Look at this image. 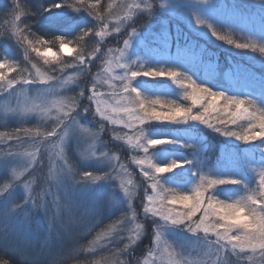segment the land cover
I'll return each instance as SVG.
<instances>
[{"label":"clouds","instance_id":"1","mask_svg":"<svg viewBox=\"0 0 264 264\" xmlns=\"http://www.w3.org/2000/svg\"><path fill=\"white\" fill-rule=\"evenodd\" d=\"M61 8L89 23L71 35L37 29ZM158 8L4 0L0 43L16 54L0 53V264H264V163L246 165L251 182L203 160L162 163L157 149L176 142L151 133L194 123L264 154V103L130 58L138 20ZM204 26L264 59V44ZM140 77L170 80L176 98L148 94ZM186 165L184 181L165 179Z\"/></svg>","mask_w":264,"mask_h":264},{"label":"trees","instance_id":"2","mask_svg":"<svg viewBox=\"0 0 264 264\" xmlns=\"http://www.w3.org/2000/svg\"><path fill=\"white\" fill-rule=\"evenodd\" d=\"M227 2V0H225ZM58 2V0H55ZM27 3L35 9L38 3H43L45 7L52 4V0H27ZM4 6V0H0V7ZM233 8H238L236 0H234ZM51 12H46L37 20V29L41 31L57 32L71 35L79 29L78 25L64 24L61 17L50 15ZM161 16L164 14H160ZM222 17H217L215 20L222 23L225 20ZM163 19V18H162ZM237 22V20H236ZM238 23V22H237ZM161 22H158L152 28L155 31L153 41H146L143 47H152L154 55L163 58H169L170 61L183 64L186 67L185 74L191 76L197 83L210 87L214 91H223L228 95L239 97H252L264 103V93L250 91L249 94L242 90L241 77L242 74L236 71L235 66L238 65L240 71L251 73L260 78L264 84V59H261L257 54L248 50H240L231 47L221 41L199 34V31H189L182 25L169 23L167 34H163L160 30ZM236 31L229 32L231 36L248 41L236 36ZM210 33V32H208ZM204 34H207L204 31ZM256 43V41H253ZM143 47L137 49V53H142ZM133 54V53H132ZM135 54L132 55L134 57ZM149 86L148 90H157L160 95H170L176 98L177 89L174 85L167 81L166 78L159 79ZM149 82L145 83L147 86ZM235 87H232V86ZM229 87V88H228ZM263 100V101H262ZM162 132L174 134L176 137L183 139L188 136L190 139L185 144L178 145L172 148L166 145L168 151L185 154L187 159H198L206 161L207 166L216 168L226 163L236 161L238 166H241L248 173L246 165L249 163H262L264 154H261L256 144H242L230 138H221L210 132L208 129L200 125L199 128L190 129L187 125L177 124L169 125L168 127L160 128ZM259 143V142H257ZM191 145V149L184 147ZM169 148V149H168ZM158 152V149H157ZM190 175L187 165L177 173L174 179L169 182H182ZM167 180V178H166Z\"/></svg>","mask_w":264,"mask_h":264},{"label":"rangeland","instance_id":"3","mask_svg":"<svg viewBox=\"0 0 264 264\" xmlns=\"http://www.w3.org/2000/svg\"><path fill=\"white\" fill-rule=\"evenodd\" d=\"M238 4V8H233L234 0H208L207 3L201 2V0H162L163 8L156 9L154 15L151 18H145L143 16L140 17L138 23L142 24V28L139 31V34L133 39L131 45V51L129 53L130 58H138L143 61L147 67L158 68V69H174L180 71L185 74L186 67L183 64L175 63L170 61L169 58H163L154 55V50L152 47H143L146 41H153V36L155 31L152 30L154 25L158 22H161L160 30L163 34H167L169 23H174L179 26L182 25L185 29L191 31H199V34H203L209 38L213 37L212 33L209 31V27H205L204 25L210 26L212 29L219 30L221 32H229L236 31V36L247 39L250 42L256 41L257 44H264V5H260L254 2V0H236ZM52 3H56L55 0H52ZM53 16L61 17L64 24L74 25L81 27L87 23H89L88 18L83 14L75 15L66 9H54L50 11ZM161 16L160 14H164ZM217 17H222V20H225L223 26L216 21ZM163 18V19H162ZM237 20V22H236ZM202 22V23H201ZM152 27V28H151ZM204 31L207 34H204ZM210 32V33H208ZM245 39V40H246ZM143 47L144 50L142 53H137L138 48ZM244 51V50H243ZM0 53L6 54L10 57L15 56V50L12 48L9 42L5 41L0 43ZM134 57H132L133 54ZM236 71L242 74L241 77V85L242 90H245L247 94L250 91L264 93V84L261 79L251 74L254 71L242 72L239 69V66H235ZM160 80L163 77L159 78ZM155 79H148L145 77H140L136 83L138 86L147 92L150 95H160L159 92L155 89L148 90L149 86L153 83H156ZM167 81H170L167 79ZM149 82L147 86L145 83ZM171 82V81H170ZM232 87H235L234 85ZM229 88V87H228ZM162 96V95H161ZM168 98H172L170 95H163ZM174 99V98H173ZM263 101V100H262ZM263 103V102H261ZM169 124H153L151 126V133L155 136L168 138L174 140L176 143L171 144L172 148H175L178 145L185 144L186 141L190 139L188 136H185L183 139H179L174 134L164 133L160 131V128L168 127ZM174 126V125H172ZM190 129L199 128V124L190 123L187 124ZM169 149V148H168ZM158 155L160 162H166L168 160H183L187 159L185 154L176 153L168 151L166 145L160 146L158 149ZM262 163H264V158ZM182 170V168L175 169L174 172L167 173L165 179L168 181L174 179V177ZM216 172L219 175H236L242 179H245L251 182V175L249 173L245 174V171L241 166H238L236 161H232L226 163L225 161L221 164V166L215 168ZM98 191H104V188L101 187ZM229 191L236 192L238 189L233 188L232 186H226L221 189V192ZM177 234L173 233L172 236H176Z\"/></svg>","mask_w":264,"mask_h":264}]
</instances>
